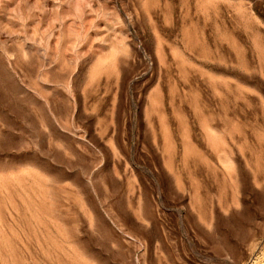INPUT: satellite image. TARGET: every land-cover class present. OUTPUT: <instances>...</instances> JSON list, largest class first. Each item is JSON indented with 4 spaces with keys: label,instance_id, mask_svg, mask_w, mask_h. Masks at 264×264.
<instances>
[{
    "label": "rangeland",
    "instance_id": "rangeland-1",
    "mask_svg": "<svg viewBox=\"0 0 264 264\" xmlns=\"http://www.w3.org/2000/svg\"><path fill=\"white\" fill-rule=\"evenodd\" d=\"M0 264H264V0H0Z\"/></svg>",
    "mask_w": 264,
    "mask_h": 264
}]
</instances>
